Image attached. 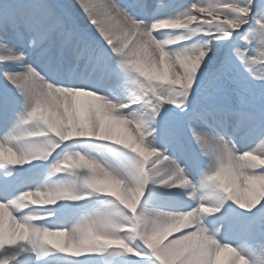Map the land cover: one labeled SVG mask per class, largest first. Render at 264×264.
Returning a JSON list of instances; mask_svg holds the SVG:
<instances>
[{
  "label": "snow or ice",
  "instance_id": "1",
  "mask_svg": "<svg viewBox=\"0 0 264 264\" xmlns=\"http://www.w3.org/2000/svg\"><path fill=\"white\" fill-rule=\"evenodd\" d=\"M0 264H264V0H0Z\"/></svg>",
  "mask_w": 264,
  "mask_h": 264
},
{
  "label": "clouds",
  "instance_id": "2",
  "mask_svg": "<svg viewBox=\"0 0 264 264\" xmlns=\"http://www.w3.org/2000/svg\"><path fill=\"white\" fill-rule=\"evenodd\" d=\"M126 195V198L129 200V201H134L135 197L131 196V195H128V194H125Z\"/></svg>",
  "mask_w": 264,
  "mask_h": 264
},
{
  "label": "rangeland",
  "instance_id": "3",
  "mask_svg": "<svg viewBox=\"0 0 264 264\" xmlns=\"http://www.w3.org/2000/svg\"><path fill=\"white\" fill-rule=\"evenodd\" d=\"M185 1H186V0H185ZM187 1H188V0H187ZM94 2H98V3H99V2H102V0H94Z\"/></svg>",
  "mask_w": 264,
  "mask_h": 264
}]
</instances>
